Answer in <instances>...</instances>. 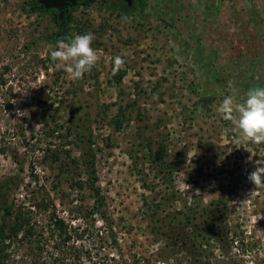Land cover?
<instances>
[{
    "label": "rangeland",
    "instance_id": "374dc122",
    "mask_svg": "<svg viewBox=\"0 0 264 264\" xmlns=\"http://www.w3.org/2000/svg\"><path fill=\"white\" fill-rule=\"evenodd\" d=\"M30 1L0 0V186L33 229L5 242L0 264H264V187L248 180L264 143L218 111L229 81L238 99L264 86V0H142L129 17L78 5L67 33L91 32L98 61L77 81L51 60L60 30ZM159 144L178 165L169 181ZM90 151L101 207L71 186L89 176L71 158Z\"/></svg>",
    "mask_w": 264,
    "mask_h": 264
},
{
    "label": "trees",
    "instance_id": "16d2710c",
    "mask_svg": "<svg viewBox=\"0 0 264 264\" xmlns=\"http://www.w3.org/2000/svg\"><path fill=\"white\" fill-rule=\"evenodd\" d=\"M96 0H84L82 1L79 5H88L91 3H94ZM104 2L113 5L115 8H117L121 13H119L121 16H131L132 14H135L136 11H138L140 3H142V0H131L132 2L129 4L128 0H103ZM132 4V5H131ZM29 6H30V10L33 12H38L40 15H46V14H50L52 16V19L54 21V23L56 24V26L59 28H62V22L59 19V16L56 12H52V11H45L43 9V7H41L40 5L37 4L36 0H31L29 2ZM75 8L73 10L70 11L69 14L65 15V19H64V24L67 28V32L70 26V23L72 21V15L74 12ZM69 34L67 33V35H64L63 37H67ZM70 36V35H69ZM61 38V36L58 35V33L54 34L52 37H50L48 39V41L50 43H55L57 39ZM125 76V73H118L116 75V82L117 83H121L123 78ZM212 103V98L211 97H206L203 96L201 97L197 102H195L193 104V109L198 112V113H205L207 111H209L210 106ZM60 128V127H58ZM58 129H56V132L54 134L58 133V136H61L59 131H57ZM63 138V136H62ZM49 152L53 153V156L55 157V162L61 161L60 168L63 169L65 166L68 167V164H66L63 161V157L61 158L59 154H61V152H59V149H53V150H49ZM167 147L165 144H159L158 149H156V151L153 152L154 156H155V162L159 165H157V167L160 169V171H158L160 174L161 173H165V177L166 180L168 179L171 180L172 179V175L174 174V172L177 170L178 165L176 163H169L167 161ZM69 158H71V155L68 153L67 155ZM46 158V157H45ZM95 154L93 153V151H90L89 153L86 152H82L80 155L79 159H72L71 158V162L73 164L79 165V166H83L85 173L88 174L89 176L86 178V180L84 182L82 181H73L71 186L72 188H79V189H84L85 186H87L89 188V190L92 193V196L95 199V203L97 205V207H101L104 204V199L101 196V191H100V187H97V175H96V168H95ZM69 168V167H68ZM59 169V168H58ZM60 170V169H59ZM60 173V172H59ZM12 190L11 188H5L4 186H0V254L2 253L3 250H1V247L5 246V242L7 240H9L10 242L15 239L18 238L19 233L22 232L24 230V235L29 236V235H33V229L29 226V220L25 219L22 215H20L19 213L16 214L15 212V205L13 202H10L9 200V191ZM168 195L165 197L163 196L160 201H158V203L156 201H154L153 203V215L158 216L160 215L161 211L165 209V206L167 205V203L169 202V200L173 199L174 197V193H167ZM156 202V203H155ZM220 207L217 206L215 208V210L213 211V219L217 218L218 216H221V214L219 213ZM172 215H174L172 212H168L166 214V218H170L172 217ZM177 218V217H175ZM189 220V219H188ZM173 224V225H172ZM171 224V231L177 229V227L174 226V223ZM56 226H58V229L63 230V221H61L60 219H58L56 221ZM28 226V227H26Z\"/></svg>",
    "mask_w": 264,
    "mask_h": 264
},
{
    "label": "clouds",
    "instance_id": "9594fccd",
    "mask_svg": "<svg viewBox=\"0 0 264 264\" xmlns=\"http://www.w3.org/2000/svg\"><path fill=\"white\" fill-rule=\"evenodd\" d=\"M93 40L94 35L91 32L61 37L50 50V58L55 66L62 68L72 80H80L98 61L97 51L92 47ZM113 64L116 71L124 64V60L117 55L113 58ZM228 87L233 94L224 97L218 111L250 142L264 143V86L250 88L239 99L234 82L229 81ZM255 163V170L249 174L248 180L255 187H264V160L260 159Z\"/></svg>",
    "mask_w": 264,
    "mask_h": 264
},
{
    "label": "water",
    "instance_id": "95a60500",
    "mask_svg": "<svg viewBox=\"0 0 264 264\" xmlns=\"http://www.w3.org/2000/svg\"><path fill=\"white\" fill-rule=\"evenodd\" d=\"M37 4L43 7L45 11H57L59 13V19L62 22V25L64 24L65 15L69 14L71 10L76 8L80 2L84 0H36ZM129 4L131 3V0H128ZM64 27V26H62ZM64 30H67L66 26L64 27ZM65 32L60 31L58 34L59 36H62Z\"/></svg>",
    "mask_w": 264,
    "mask_h": 264
},
{
    "label": "flooded vegetation",
    "instance_id": "af4514ba",
    "mask_svg": "<svg viewBox=\"0 0 264 264\" xmlns=\"http://www.w3.org/2000/svg\"><path fill=\"white\" fill-rule=\"evenodd\" d=\"M80 3H81V2H80ZM80 3H79V4H80ZM52 12H56V13L59 15V13H58L57 11H52ZM64 27H65V25H64ZM64 27L59 28V30L62 31V32L64 31L65 33H67V30H64ZM65 33H64V35H65ZM58 34H59V33H58Z\"/></svg>",
    "mask_w": 264,
    "mask_h": 264
}]
</instances>
